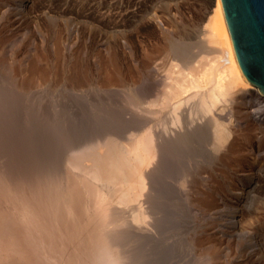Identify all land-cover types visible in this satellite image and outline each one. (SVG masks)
Instances as JSON below:
<instances>
[{
	"label": "bare ground",
	"instance_id": "obj_1",
	"mask_svg": "<svg viewBox=\"0 0 264 264\" xmlns=\"http://www.w3.org/2000/svg\"><path fill=\"white\" fill-rule=\"evenodd\" d=\"M14 1L16 3L18 2V0H14ZM20 1L22 4V7H24V9L30 13H32L31 11L36 8L35 4H34V0H20ZM101 1H103V0H101ZM108 1L109 0H104V2H101V5L103 3L105 5H108ZM114 1H117V3H113ZM123 1L124 0H112V3L114 4V8L115 7L119 8L122 4V6L124 7V10H126L124 12V11H121V9H120L119 11H121L122 13L117 11V12H115L116 14H111V16H113V17H109L114 22L113 24H115V26H117V27H119L121 25L122 21L131 20V17L136 16L133 14L138 12V11L134 12V10H129L128 8L131 6V4H135L139 0H137V1L136 0H127V3H128L127 6L124 4ZM146 1H144V2H146ZM19 5H17V6L19 7ZM144 5H146V4H144ZM85 6H87V5H85ZM99 7L100 6L98 4L95 6L89 5V8H92V10H89V8H86L84 14H86L87 16H90V17H97L99 20H103V18H105V16L107 15L106 14L107 10H106V12H103V10L101 11V10L94 9V8L99 9ZM140 8H142V7H140ZM137 9H138V7H137ZM149 9H151V7ZM154 10H157V9L154 8ZM109 11H110V9H109ZM109 11H108V13H109ZM175 11H176V9H175ZM152 12L154 13L156 11H152ZM152 12H151V14H152ZM87 13H89V14H87ZM155 14H157V15L155 16L154 20L157 21L156 17H159V15L157 12L154 13V15ZM46 15H48V14H46ZM127 15H128V18H127ZM207 15H208V17H207ZM203 17L204 18H202V21L203 20L205 21V19H208L206 24L204 25V28H205L204 34L206 37L205 40H208L209 44H211V45L208 47L206 46V49L203 47L204 49L199 51V53L197 55L193 56L192 58H188L185 61L183 58L184 57L183 56L184 52H182L183 50L181 49L182 50L181 51L180 49H178V47H176V49H175L174 46L172 45L173 46L172 51L175 50V51H173V53H175V54H174V56H172L170 58L172 61L170 60L171 62L169 64V67L165 70V74L162 78L163 81L160 82V85H161L160 88L156 89V92L154 93V95L153 94H151L149 96L144 95V96H146V98H144V100L146 99L144 102L146 105H145V108H143V109H146V110H142V107H144L142 104H141L142 105L141 107L137 108V106H140V105H135L136 107L134 108V106H133L134 104L142 103V100H141L142 98L140 99L141 95L139 96V98L136 96V95H138L139 92L138 93L136 92L137 94L136 93L133 94V90L130 91V92H132L131 95L133 94V96H132L133 98L131 97L132 101H133V105H132V101L130 104L133 106L134 111H138V110H135L136 108L137 109L141 108L142 115L144 113V115H143L144 121H143V123L140 124L141 125L140 127L134 126L135 123L138 124L140 122V121H137V122L135 121V120L139 119V117H137L136 119L134 117V118H131L134 121L131 123V124H133L134 128L130 124V122H131V120H130V122L128 123V126L126 127V128L130 127L129 130L126 128H125L126 130H120V131H116L117 129L114 130V127H115L114 124L121 119H125L126 117H124L123 114H120L118 112L119 111L118 108H116V109L114 107L110 108L109 105L104 106V104H103V106H101L99 104L100 101H98V100L96 101L95 98H94L95 100L94 99L88 100L84 96L81 98L78 97V99H80V100L74 99L75 101H77L79 103L77 106L82 104L81 107H83V109H85V110L86 109L88 110L85 112L86 114H88V115H86L87 117L86 116L81 117L82 115L80 116L77 113V112H79L78 110L73 111L71 108L66 109L67 106L65 108L64 104L66 102H69V101L65 100V103H64V101H57V100L55 101L56 98L54 100H51V97H55V95L58 96V92L55 89L56 87H54L55 86L54 83L50 84V86L48 85L49 90H47L48 88L46 90H47V93H49V95L51 97L48 98L49 100L48 99L45 100L44 98H47V97H46V95L43 96L44 93L42 92L45 89L40 91V92H38L35 89H33V91H32V89H29L30 86H29V88L27 87L28 85L15 87L14 82H13V88H12L13 92H11V93L9 92L10 95L7 93V95H8L7 97L5 96L6 94H4L3 96L6 97V99H4V100L2 99V102H0V111H3L6 113V115H10V116L8 117L5 115L3 117L4 120L3 119H0V120L1 121L6 120L8 122L12 121L13 123H15L16 121H20L21 125H23V127H24V128L22 127L23 128L22 130H24V131L26 130L28 132L30 130V133L27 132V133H25L24 136H22L23 135L22 134L21 135L22 137H20V138L18 137L17 140L15 138H13L15 136L14 133L16 132V130L12 131L11 136L14 135L12 138H13V140H16L18 143V145H15L17 147H15L14 149L20 150V152H21L23 150L26 151L25 149H26V147H28V150H30V152H33V154L40 152L42 155V153L45 152L46 153L45 155H48L47 153L51 154L50 153L52 150L51 144L53 143L52 141H54V143H56V146L58 145V143H60L59 145H61V147H59V148L65 150L61 154H63V153H65V154L60 155L59 158L56 157V155H55V157L53 159L51 158V160L48 162L49 163L48 165L43 164L42 166H40L38 168V164H36L37 163L36 160L40 159V158H37V157L33 158L32 156H30L32 158L29 157L27 160L24 161L21 159L22 158L21 156L23 155V153H22L20 156L21 158L19 160V161H21V160L22 161L17 163V164L15 163L16 165H14V163H13L12 168H9L6 171L3 170L4 172L3 171L1 172L2 166H3L2 160L4 158L0 157V212H2L4 210V208L6 206V201L15 202V200H16L15 194L18 192L19 186L22 182L23 183L31 182V181H34V179L36 177H41V176L50 177L52 179V181L54 182V184L56 182H59L62 185V188L64 189V191H62V192H56L55 190H53L51 193V196H52L53 201H57V200L61 201L60 212H59V215L56 217V222L60 228V231L62 233H64V235L66 236L70 249H79L80 251H83L84 248L88 247L93 240L99 238L101 230H102L103 238L105 240H107L109 246L111 248L118 249V256L122 260L123 264H152L153 261H151L152 256H151V254H149L150 251L148 249L146 251L143 250V246H144L145 242L148 243L147 241H150V238L153 237L155 235V233L158 232L157 228L160 227V226L158 227L159 224L157 225V223H159L158 222L160 219L159 217L161 216V215H159V213H160L159 209L160 208L158 209V205L160 204L161 201L158 202L157 199L159 200L158 190L161 191V190H163L162 188H164V182L163 181H164L165 176L163 178L162 174H164L163 172L166 171L165 166H168V164H170V161H171L170 159L172 157L174 159H177L175 161L179 160L178 165L182 163L183 158L188 153V152L187 153L184 152V149H186L187 147H184V149H183L182 145L185 146L187 144L192 143V139L196 136V131H197V127H198V125H196V124H198V122H199L198 120H200L199 124L204 125V123H206V124L208 123L207 124V126H208V125H210V123H212L211 125H214V127L212 126V129H213L212 138H214L213 139V145L216 149L215 151L223 150L222 155H225V157L230 156L232 154H239V152H241V151H240V149H237L236 142H237V144L240 142L239 141L240 138L237 139V137L239 134L240 135L242 134V133H240V131H242L244 127L241 125L238 127V129H233V127L231 129H229L230 127L225 125L227 123L225 122V124H224V122H223L224 120L223 121L220 120V118L224 117L223 110H225V107H227L226 106L227 102H229L233 98H236V99L238 98L237 96L233 97V94H235L237 92H240L239 94L249 93L251 96L252 95L256 96L257 97L256 99H258L259 96H262V94H260L253 85H251L248 81L244 80V78L240 72V69L238 67V64H237V61L235 58V54L233 51L230 34H229V31H228V28L226 25L224 13H223V8L221 5V0H210L209 1V7H208V9H206V14ZM21 18H23V17H21ZM109 18L107 21L108 23L112 22V21H109L110 20ZM67 19H68V17H67ZM134 21H136V20H134ZM65 29L66 28H64V30ZM70 29L71 28H69L68 30H70ZM123 30H125V29H123ZM92 31H94V30H92ZM69 33H71V32H69ZM21 34H23V33H21ZM63 34H64V32H63ZM68 36H70V35H68ZM72 36H73V34L71 35V37ZM74 36H75V34H74ZM105 36H107V35L105 34ZM13 38H14V36H13ZM92 38H94V37H92ZM105 39H107V38H105ZM5 40H7V37ZM51 41H52V39H51ZM71 41L73 43V39ZM101 42H102L101 39H99V41H97V43H101ZM105 42H106V40H105ZM204 42H206V41H204ZM201 43H203V42H201ZM9 44H10V41H9ZM56 48H57L56 52L60 54L61 51H60L59 46H57ZM4 49H6V48H4ZM154 50H157V48H152V50L149 52L153 53ZM197 50H199V49H197ZM143 51H146V50H143ZM149 52H148V54H149ZM188 53L189 52H187V54ZM148 56H150V54ZM1 57H2V54H1ZM6 57H8V56H6ZM27 57H28V55H27ZM36 57L39 58V56H36ZM10 58H12V57H10ZM180 58H182V59H180ZM21 62H23V61L21 60ZM118 62L119 61L117 60V57L112 53L109 54V57L107 60L102 61V65H101L102 66V69H101L102 76L100 75V72H99L98 75H100L101 77L96 78L95 80L92 79V81H94V83L98 89H101V88L103 89V87H105V86H107L106 87L107 89L108 88L111 89L112 88L111 86H113V85L117 86L120 84L125 85V86L130 85L129 81L125 80V78H127L126 75L128 76L129 80L131 78H132V80H134L133 78L135 77V74L134 73H129V74L126 73V75H125V72L122 71V68H120V64H118ZM2 63L3 62L0 58V71H1L0 72V87L1 88H3L1 85V84H3L2 79H1L2 73H6L5 72L6 70H4V67L6 65H4V67H3V66H1ZM61 63L63 64V62H61ZM6 64H8V63H6ZM54 65H55V63H54ZM41 66L36 65V62H33L30 66V70L33 73V76L35 75L34 87H36V88L40 87V86L44 87V85L47 84V82H49V75H47V74H49V72L45 71L43 69L44 67L42 68ZM70 66L71 67H70V70L68 72L63 71V70H59L58 74H56L57 79L59 78V80H60V78L63 77V80L65 82H66V80H69L72 83L73 87L74 86H82V85L84 86V84L89 80V79H87L88 73L86 72V67L85 66H76L74 64L70 65ZM23 68H25V66ZM52 68H51V71H52ZM7 69H8V67H7ZM60 69H61V67H60ZM19 70H20V68H19ZM97 70H98V68L95 70V72ZM10 73H13V72H10ZM16 75H18V74H16ZM141 78H143V77H141ZM11 80H12V78L8 79V77H6L4 79V82H5L4 86L5 87L3 89L0 88L1 91L2 90L5 91V88L7 87L6 84H9L11 82ZM26 80H30L29 76H27ZM139 80H140V78H139ZM56 81H58V80H56ZM16 85H18V84H16ZM60 86H62V85H59L57 87H60ZM135 86H134V88H135ZM90 87H92V85L89 86V88ZM82 88H84V87H82ZM6 89H9V88L7 87ZM80 89H81V87H80ZM126 89H128V88H126ZM129 89L127 90L128 92H129ZM1 91H0V93H1ZM104 91H107V90H104ZM53 92H55V93H53ZM96 92H98V91H96ZM66 94H68V93H66ZM75 95H77V94H75ZM87 95H88V93H87ZM98 95L99 94H97V98L99 99ZM60 96H64V95L61 94ZM79 96H82V95H79ZM128 96L130 98V95H128ZM144 96L142 95V97H144ZM62 99H63V97H62ZM136 99L137 100L139 99V101L140 100L141 101L138 103H135ZM72 100L73 99H71V101ZM74 100L71 103L75 102ZM45 101L46 102L47 101H50V102L54 101V103L50 104L48 102L47 104H45ZM85 101H87V102H85ZM43 102H44V104H43ZM105 102H107V101L105 100ZM71 103H70V105H72ZM101 103H102V101H101ZM113 104H112V106H113ZM73 105H76V104L74 103ZM125 106L126 105H124V107ZM7 108L11 109V113H9V114L7 113L8 112ZM213 109L214 110L216 109L217 111H214ZM114 110H116V111H114ZM242 110H244V109H242ZM242 110L239 111L240 114L242 112L243 113L246 112V110H245V112ZM73 112H75V113L73 114ZM110 112H112V114ZM140 113L141 112H139V114ZM246 113L248 115V112H246ZM237 115H238V112H237ZM89 116H90V119H91V117L93 118V119H91L92 121H90L93 123V125L90 124V126L92 125L91 127L89 125H87V123H86ZM125 116H126V114H125ZM246 117H248V116H245V118ZM237 118L239 119L240 117L238 116ZM140 119H141V114H140ZM238 119H236V120L238 121ZM70 120L71 121L73 120L75 122H71ZM126 121H127V118H126ZM37 122L38 123L40 122V124H37ZM243 122H244V124H246L247 121L246 122L243 121ZM2 123H4V122H2ZM16 123L18 124V122H16ZM240 123H242V122H240V120H239V124ZM5 124L8 125L7 122H5ZM5 124H4V126H5ZM10 124H12V123H10ZM117 124H118V122H117ZM97 125H100L99 128H97ZM203 125H201V126H203ZM211 125H210V127H211ZM138 126H139V124H138ZM252 126H253V123H252ZM9 127H10V125H9ZM15 127L17 128V126H15ZM124 127H125V124H124ZM255 127H254V129H250V130H253V132H254V130L256 129ZM0 128H1V126H0ZM13 128H14V126H13ZM3 130L1 128L0 131L4 132ZM5 130H6V128H5ZM6 131H8V130H6ZM253 132H252V134H253ZM5 133L6 132H4L3 134H5ZM7 133L9 134V132H7ZM201 133H202V131H201ZM228 133L233 135L232 139H230V140L228 139V137H229ZM17 135H18V132H17ZM200 136H202V135H200ZM0 137H1V134H0ZM200 139H202V138H200ZM2 140L4 141L3 137H2ZM10 141H12V139ZM62 141H64V142H62ZM12 142H14V141H12ZM3 144H5V142ZM48 144H50V145L46 146ZM210 145H211V143H210ZM30 146H32V147H30ZM250 146H252V145H250ZM204 147H207V146H204ZM247 147H244V148H247ZM8 149L10 150V148H8ZM2 151H4V150H1V152ZM58 151H60V150H58ZM12 152H14V151H12ZM10 153H11V151H10ZM9 155H8V157H9ZM24 155H26V154H24ZM13 157H14V155H13ZM15 157H16V155H15ZM17 157L19 158V156H17ZM241 157H242V155H241ZM44 158H46V157H44ZM11 159L12 158L9 159V161H8L9 163H10ZM15 159H13V160H15ZM29 159H31V160H29ZM32 159H35V160H32ZM234 161L235 160L232 159V163ZM5 162H6V160H5ZM5 162H4V164H5ZM11 163H10V165H11ZM40 163H43V160ZM7 166H5V167H7ZM179 166H181V165H179ZM179 166H177V167L179 168ZM170 167L171 166H169V168L168 167L167 168L171 169ZM3 169H4V166H3ZM176 170H178V169H176ZM216 171L213 170L212 168L204 170V172H208L207 176L202 175V173L201 174L197 173L198 174L197 176H194V177L191 176V178H190L191 180H188L187 177L185 176V174L181 175L182 174L181 173L180 174L181 177L179 176L180 179L178 178L181 185L190 186V188H191L190 190H192V192H193L192 194H195V196H196L195 197L197 200L196 204H198V206H200L201 208L202 207L207 208L210 206L209 209H211V205L214 204L213 203L214 199H213L212 195L216 194V193H214L215 192L214 189L217 188V186L213 187V184L210 181H213V183H214V179L211 180V178L216 173ZM240 176H242V175H240ZM240 176L238 174V170L230 171V173L228 172L227 176H225L226 178L224 179V182H223L224 186L226 185L228 187L227 190L232 191L234 194H236V200L237 201H240L242 199V197H243L242 194H244L245 192L249 193L252 190V189H247V186H245V184H244L245 183L244 177H246V176H243V177H240ZM169 177L167 178L168 182H169V179L171 181V178H169ZM192 177H193V179H192ZM217 177H220V176H217ZM252 177H253V174H252L251 178ZM188 178H189V176H188ZM236 178H238V180H240L239 183H232V184L229 183L230 180H232V179L236 180ZM247 179L248 178H246V180ZM218 182H220V179L218 180ZM232 182H235V181H232ZM205 183H207L208 185H206ZM215 184H216V182H215ZM220 188H222V187L220 186ZM220 188H219V190H220ZM239 188H240L241 192H236L239 190ZM67 189L72 190L71 195L66 194ZM208 189L212 190L211 194H209L210 192L208 191ZM224 190H225V188H224ZM220 192H221V190H220ZM161 193H162V191H161ZM233 193L230 195L231 197L229 196L228 198H235L232 196ZM251 193H253V192H251ZM221 195H223V194H221ZM162 196H165V195L163 194ZM159 197L162 198L161 196H159ZM166 199H167V197H166ZM216 200H217V198H216ZM166 204H168V203H166ZM243 204H244V202L241 203L242 206H243ZM170 205H171V203H170ZM16 207H17V210L19 212H22V213L30 210L26 203H16ZM161 207H162V205H161ZM197 208H199V207H197ZM252 219H253V217H252ZM263 222L264 221L261 220L255 226V228L257 226H262ZM232 223H234V222H232ZM227 224H229V223H227ZM220 233H222V232H220ZM83 235L86 236V238L84 240H82L80 238ZM212 239H213L212 236L210 238L209 237L204 238V239H202V242L200 244V248H201L200 254L203 257L208 258V259L211 257L213 258V256H216L215 254L217 253V250L221 248L220 244L217 245V243L215 242L216 240L215 239L212 240ZM175 240H176V238H175ZM162 241H164V240H162ZM166 242H167V240H166ZM217 242L220 243L219 241H217ZM158 243H159V241H158ZM163 243H165V241ZM150 244L152 245V243H150ZM156 249H158V248H156ZM252 249H253V247H252ZM187 251H189V250L187 249ZM150 253L154 254L155 252L151 251ZM156 254H158V253H156ZM188 258H189V256H188ZM198 259H199V257H198ZM225 260H227V259H225ZM189 263H186V264H189ZM157 264H158V262H157ZM196 264H198V263H196ZM222 264H227V263L223 262ZM239 264H245V263L243 261H241V262H239Z\"/></svg>",
	"mask_w": 264,
	"mask_h": 264
},
{
	"label": "rangeland",
	"instance_id": "obj_2",
	"mask_svg": "<svg viewBox=\"0 0 264 264\" xmlns=\"http://www.w3.org/2000/svg\"><path fill=\"white\" fill-rule=\"evenodd\" d=\"M87 1L86 0L85 1L84 0H34V4H35L36 8L31 11L32 13H30V12L26 11L24 9V7H22L20 0H18L19 3L18 2L16 3L14 0H0V10L1 9L3 10V11L2 10L0 11V14H1L0 15V58L3 62L2 63L3 65L1 64V66L4 67V65H6L5 66L6 68L4 67V70H6L5 71L6 73H2V78H1L2 82H3V84H1L2 87L3 88L5 87L4 86L5 85L4 79L6 77H8V79L12 78L11 82L9 84H6V86L9 89H6L7 88L6 87L5 91H3V90L1 91V89H3V88L0 87L1 88L0 89V91H1L0 102H2V99L3 100L6 99V97L8 96L7 93L10 95V93L13 92V90H12L13 82H14L15 87L28 85L27 87L29 88V86H30L29 89H32V91H33V89H35L38 92H40V91L45 89L44 91H42L44 93L43 96L46 95V97H47V98H44L45 100H47L48 98L51 97L49 95V93H47V90H49L50 84L54 83L55 84L54 87H56L55 89L58 92V96L55 95V97H51V100H54L56 98L55 101L56 100L57 101H64V103H65V100L69 101V102H66L64 104L65 108L67 106L66 109L71 108L73 111L74 110L75 111L78 110L79 112L81 111L80 113L77 112L80 116L82 115L81 117L88 115L85 113L88 110L83 109V107H81L82 104L77 106L79 103L75 100L78 99V97L81 98L84 96L88 100L95 98L96 101L97 100L100 101L99 104L101 106H103V104H104V106L109 105L110 108L111 107L112 108L114 107L115 109L118 108V110H119L118 112L120 114H123V116L127 118V121H126V118L117 121L118 124H117V122L114 124V126H115L114 130H116V129H117L116 131L126 130V129L129 130L130 127L129 128H126V127L128 126V123L130 122V120H131L130 124L132 122H134L133 119H131L134 117H135V119L137 117H139V119H137V120L134 119L136 122L140 121L138 123L139 126L136 123H135L136 125L134 124V126L140 127L141 126L140 124L143 123V121H144V119H143L144 113L142 115V110H146V109H143V108H145V105H146L144 103L146 99L144 100V98H146V96H149L151 94L154 95V93L156 92V89L160 88V86H161L160 82L163 81L162 78L165 74V70L169 67L170 62L172 61L170 58L172 56H174V54H175V53H173V51H175V50L172 51L173 46L175 49H176V47H178V49L183 50V51L182 50L181 51L184 52L183 58L185 61L186 59L192 58L193 56L197 55L199 53V51H201L202 49H204V48L206 49V46L208 47L211 45V44H209L208 40H205L206 37L204 34L205 33L204 25L206 24L208 19H205V21L204 20L202 21V18H204L203 16L206 14V9H208V7H209V1L210 0H196L197 2L195 0H147V1L141 0L142 2L140 0L139 1L136 0L137 2L135 4H131V6H130L131 8L130 7L128 8L129 10H134V12L138 11L135 14H133L136 16L131 17V20L122 21L121 25L119 27L115 26V24H113L114 22L109 17H113V16H111V14H116L115 12H117V11L120 13H122L121 11L125 12L126 10H124V7L122 6V4L119 8H116V7L114 8L113 3H117V1H114L112 3V0H109L111 3L108 1V5H105L104 3L101 5V2H104V0L103 1H101V0H87ZM144 1H146L147 3ZM123 2L127 6V4H128L127 0H124ZM143 3L146 4L147 6L144 5ZM97 4L100 6L99 9H97V8H94V9L101 10V11L103 10V12H106V10H107L106 14L108 16L107 15L106 16L110 19L109 21H112V22L108 23L107 22L108 18L106 16H105V18H103V20H99L97 17H90V16H87L86 14H84L85 9L89 8V5L95 6ZM17 5H19L20 8ZM85 5H87V6H85ZM137 7H138V9H137ZM140 7H142V8H140ZM150 7H151V9H149ZM154 8L157 10H154ZM109 9L111 12L109 11ZM120 9H121V11H119ZM175 9H176V11H175ZM89 10H92V8H89ZM108 11L110 14L108 13ZM150 11L151 12L156 11L158 13L159 17H156L157 21L154 20L155 16L157 15V14L154 15V13H156V12H154V13L152 12V14H151ZM46 14H48V15H46ZM87 14H89V13H87ZM21 17H23V18H21ZM67 17H68V19H67ZM207 17H208V15H207ZM127 18H128V15H127ZM134 20H136V21H134ZM64 28H66V29L64 30ZM69 28H71V29L68 30ZM123 29H125V30H123ZM92 30H94V31H92ZM63 32H64V34H63ZM69 32H71V33H69ZM21 33H23V34H21ZM104 33L107 36H105ZM67 34L70 36H68ZM72 34H73V36L75 34V36L71 37ZM13 36H14V38H13ZM6 37H7V40H5ZM92 37H94V38H92ZM105 38H107V39H105ZM51 39H52V41H51ZM72 39H73V43L71 41ZM99 39L102 40L101 43H97V41H99ZM105 40H106V42H105ZM203 40L206 42H204ZM9 41H10V44H9ZM201 42H203L204 44ZM105 45L106 46L108 45V46L106 47ZM57 46H59V48H60V51H61L60 54L56 52ZM4 48H6V49H4ZM152 48H157V50H154L153 53H150L149 51H151ZM142 49L146 50V51H143ZM197 49H199V50H197ZM186 51L189 52L190 54L189 53L187 54ZM148 52H149L150 56H148L149 55ZM110 53L114 54L117 57V60L119 61L118 64H120V68H122V71L125 72V75H126V73H128V74L134 73L135 74V77L133 78L135 81L132 80V78L130 79L131 80L130 81L128 76L126 75L127 78H125V80L129 81L130 85H127V86L122 85V84L117 85V86L113 85V86H111L112 87L111 89L110 88L107 89L106 88L107 86H105V87H103V89L101 88L102 89L101 90V89H98L96 87V85H95L94 81H92V79L95 80L96 78H100L102 76V72H101L102 61L107 60ZM1 54H2V57H1ZM27 55H28V57H27ZM6 56H8V57H6ZM36 56H39V58ZM10 57H12V58H10ZM180 59H182V58H180ZM21 60L23 62H21ZM33 62H36V65H39V66L42 65L41 67L42 68L44 67L43 69L45 71L49 72V74H47V75H49V82H47V84H45L44 87L43 86H40L37 88L34 87L35 75L33 76V73L30 70V66ZM61 62H63V64ZM6 63H8V64H6ZM54 63H55V65H54ZM73 64L76 66H85L86 67V72L88 73L87 79H89V80L84 84V86L81 84L82 86H74L73 87L72 83L69 80H66V82H65L63 80V77L60 78V80H59V78L57 79L56 74H58L59 70H63V71L68 72L70 70V67H71L70 65H73ZM24 66H25V68H23ZM7 67H8V69H7ZM60 67H61V69H60ZM94 67L96 69L98 68V70L96 72H95L96 69ZM19 68H20V70H19ZM51 68H52V71H51ZM9 71L13 72V73H10ZM99 72H100L101 76L98 75ZM16 74H18V75H16ZM27 76H29L30 80H26ZM141 77H143V78H141ZM139 78H140V80H139ZM56 80H58V81H56ZM16 84H18V85H16ZM56 85L57 86L62 85V86L57 87ZM91 85H92V87L89 88V86H91ZM134 86H135V88H134ZM80 87H81V89H80ZM82 87H84V88H82ZM126 88H128V89L130 88L129 92L127 91L128 89H126ZM104 90H107V91H104ZM132 90H133V94H135L136 92L140 93V94L138 93V95H136V96L139 98V96L141 95L140 99L142 98L141 99L142 103H138L141 100L139 101V99L138 100L136 99V102L135 101L134 102L138 103V104L133 105V101H132L133 94L131 95L132 92H130ZM96 91H98V92H96ZM55 92H53V93H55ZM66 93H68V94H66ZM87 93H88V95H87ZM96 93L99 94L98 95L99 99L97 98ZM239 93L240 92L233 94V97L237 96L238 98L237 99L233 98L229 102H227V104H226L227 107H225V110H223L224 117L220 118V120H222V121L224 120L223 121L224 124H225V122L227 123L225 125L230 127L229 129H231L232 127H233V129H238V127L241 125L245 128V129L243 128V130L240 131V133H242V134L241 135L239 134L237 137V139L240 138V140H239L240 142L238 141L240 144L239 143L237 144V142H236L237 149H240V151H241V152H239V154H232L230 156H227L228 157L227 158V157H225V155H222L223 150H221V151L217 150L218 152L215 151L216 149L213 145V139L214 138H212V135H213L212 126L214 127V125H211L212 123H210L211 127H210V125H208L209 126L208 127L207 126L208 123L207 124L204 123V125L199 124L200 120H198L199 122H198V124H196V125H198L197 131H196V136L192 139V143L194 145L192 143L187 144L185 146L182 145L183 149H184V147L188 148V149L187 148L184 149V152L185 153L188 152V153L183 158L182 163L179 164L181 166L178 165L179 160L175 161L177 159H174L173 157L170 159L171 160L170 164H168V166H165L166 171L163 172L164 174H162L163 178L165 176L164 181H163L164 182V188H162L163 190H161L165 196H162L163 194L159 190H158L159 195L157 194L158 198H159V200L157 199V201L158 202L161 201L160 204L162 205V207L160 204L158 205V209L160 208L159 209V211H160L159 215H161V216L159 217L160 219H159V221H158L159 223H157V225L159 224L158 227L159 226L160 227L157 228L158 232L155 233V235H154L155 237L152 235L154 238L151 237L150 241H147L148 243L145 242V244L143 246V250L146 251L148 249L150 252L151 251L155 252L153 254V253H150L148 251L149 254H151V256H152L151 257V261H153L152 264L153 263L157 264V262H158V264H184V263L186 264L189 262H190L189 264H194V263L195 264L196 263H198V264H222L223 262H225L227 264H239V262H241V261H243L245 264H264V226H263L264 222H263L262 226H257L255 228V226L261 220L264 221V95L259 96L258 99H256L257 98L256 96L252 95L253 96L252 97L249 93H245V94H242V93L239 94ZM4 94H6L5 95L6 97L3 96ZM59 94L60 95L62 94L64 96H60ZM75 94H77V95H75ZM79 95H82V96H79ZM128 95H130V98ZM142 95L143 96L146 95V96L142 97ZM62 97H63V99H62ZM70 98L73 100L75 99L74 100L75 102L71 103L73 100L71 101ZM78 100H80V99H78ZM105 100L107 102H105ZM87 101H85V102H87ZM101 101H102V103H101ZM131 101H132V105L134 106V108L136 107L135 105H140V106H137V108L141 107L142 105L144 107H142V110H141V108L140 109L136 108L135 110H138V111H134L133 106L130 104ZM48 102L50 104L54 103V101H51V102L45 101V104H47ZM70 103L72 105H70ZM74 103L76 105H73ZM43 104H44V102H43ZM112 104H113V106H112ZM124 105H126V106L124 107ZM7 109H8L7 113L8 114L11 113V109H9V108H7ZM242 109H244V110H242ZM240 110H242L244 112L246 110V112H248V115L246 112H245L246 114L243 112L240 114L239 113ZM114 111H116V110H114ZM214 111H217V110L215 109ZM139 112H141L140 114H141L142 120L140 119ZM237 112H238V115H237ZM74 113L75 112H73V114ZM110 113L112 114V112H110ZM125 114H126V116H125ZM5 115H6L5 112L0 111V119H3V117ZM6 116L9 117L10 115H6ZM238 116L240 117L239 119L237 118ZM245 116H248V117L245 118ZM91 119H93V118L91 117ZM91 119L89 116L88 120L86 121L87 125H89V126H90V124L93 125V123L90 122V121H92ZM236 119H238V121ZM3 120L2 121L0 120V122H1L0 126H1L2 130L4 129L3 130L4 132H6V133L9 132V134L8 133L3 134L4 132L0 131V134H1V137H0V148H1L0 149V157L4 158L2 160L3 161L2 164L4 166V169L2 166L1 172L3 170L6 171L9 168H12L13 163H14V165H16L17 163L21 162L22 160H24V161L27 160L30 156H32L33 158L34 157L40 158V159H37L38 161L36 160V162H37L36 164H38V168H39L43 164L48 165L49 164L48 162L51 160V158L53 159L55 157V155H56V157L59 158L60 155L65 154V153L61 154L65 150L59 148V147H61V145H59L60 143H58V145L56 146V143H54V141H52V140L51 141L53 143L51 144V149H52L50 152L51 154L47 153L48 155H45L46 154L45 152H43L42 155L40 152L33 154V152H30V150H28V147H26V149H25L26 151L23 150L20 152V150H17V149L15 150L14 148L17 147L15 145H18V143L16 141L17 138L24 136L25 133H27L28 131L25 130L26 131L25 132L24 130H22L24 127H23V125H21L20 121H16V122H18V124H19L18 125L16 122L13 123L12 121L8 122L6 120L5 121H3ZM239 120L243 124H244L243 121H245V122L247 121V122H246V124L243 125L242 123L239 124ZM2 122H4V123H2ZM5 122H7L8 125H6ZM71 122H75V121L72 120ZM10 123H12V124H10ZM252 123H253V126H252ZM4 124H5V126H4ZM37 124H40V122L39 123L37 122ZM124 124H125V127H124ZM9 125H10V127H9ZM100 125H97V128H99ZM131 125L134 128L133 124H131ZM201 125H203V126H201ZM13 126H14V128H13ZM15 126H17V128ZM254 127L256 129L253 132V130H250V129H254ZM1 128H0V130H1ZM5 128L8 131H6ZM13 130L14 131L16 130V132L14 133L15 136L13 135L14 137L11 136V133ZM201 131H202V133H201ZM17 132H18V135H17ZM252 132H253V134H252ZM28 133H30V130ZM230 133H228L229 134V137H228L229 140L232 139V137H233V135H231L232 133L231 134ZM200 135H202V136H200ZM2 137H3L4 141L2 140ZM12 137L15 138L16 140H13ZM200 138H202V139H200ZM11 139L14 142L10 141ZM4 142H5V144H3ZM62 142H64V141H62ZM209 142L211 143V145ZM249 144L252 146H250ZM49 145L50 144H48L46 146H49ZM204 146H207V147H204ZM30 147H32V146H30ZM244 147H247V148H244ZM8 148H10V150ZM5 149L6 150L8 149V150L6 151ZM1 150H4V151H2L3 153L1 152ZM58 150H60V151H58ZM10 151H11V153H10ZM12 151H14V152H12ZM22 153H23V155L21 156ZM24 154H26L27 156ZM4 155L5 156L7 155V156L5 157ZM8 155H9V157H8ZM13 155H14V157H13ZM15 155H16V157H15ZM241 155H242V157H241ZM17 156H19V158ZM32 157H30V158H32ZM44 157H46V158H44ZM10 158H12L11 159L12 161L10 160V163L12 162L11 165L8 162ZM20 158L22 159L21 161H19ZM13 159H15V160H13ZM232 159L235 160L233 163H232ZM5 160H6V162H5ZM29 160H31V159H29ZM32 160H35V159H32ZM42 160H43V163H40V162H42ZM4 162L6 165L4 164ZM5 166H7V167H5ZM169 166H171L170 167L171 169H168ZM177 166H179L180 169ZM210 168H212L215 171L218 169L216 171V173L211 178V180L214 179V183H213V181L209 180L210 182H212L213 187L217 186V188L214 189L215 190L214 193H216V194L212 195L213 199H214V201H213L214 204L211 205V209H209L210 206L207 208H203V207L201 208L200 206H198V204H196V202H197V200L195 198L196 196H195V194H192L193 192H192V190H190L191 189L190 186H183L180 184V181H179V179H180L179 176L181 177V175H184V174L188 180H191L190 179L191 176L194 177V176H197L198 174H201V173H202V175L207 176L208 172H204V170H207ZM176 169H178V170H176ZM233 170H238L239 176L242 175L240 177L246 176V177H244L245 178L244 184H245V186H247V189H252L249 193L245 192L244 194H242L243 197L240 201H237L236 200V194H234L232 191L227 190L228 187L226 185L224 186V184H223L224 179L226 178L225 176H227L228 172L230 173V171H233ZM252 174H253V177L251 178ZM188 176H189V178H188ZM217 176H220V177H217ZM168 177L171 178V181L169 179V182L167 179ZM193 177H192V179H193ZM238 178H236V180H234V179L230 180L229 183L230 184L239 183L240 180H238ZM246 178H248V179L246 180ZM219 179H220V182H218ZM232 181H235V182H232ZM215 182H216V184H215ZM217 183L218 184L220 183V184L218 185ZM205 184L208 185L207 183H205ZM220 186L222 188H220ZM219 188H220L221 192H220ZM224 188H225V190H224ZM239 190H240V188H239ZM239 190L236 192H241V190L240 191ZM208 191L210 192L209 194L212 193L211 189H208ZM231 192L233 193L232 196L235 198H228L232 194ZM251 192H253V193H251ZM221 194H223V195H221ZM159 196H161L162 198H160ZM166 197H167V199H166ZM216 198H217V200H216ZM243 202H244V204L242 206L241 203H243ZM166 203H168L169 205ZM170 203H171V205H170ZM197 207H199V208H197ZM252 217H253V219H252ZM232 222H234V223H232ZM227 223H229V224H227ZM220 232H222V233H220ZM211 236L213 239L216 240V241L215 240L214 241L217 243V245L220 244L221 248L219 247L220 249L217 250V253L215 254L216 256H213V258L211 257L208 259V258L203 257L200 254V252H201L200 244L202 242V239L208 238V237L210 238ZM80 238L82 240H84L86 238V236L83 235ZM175 238H176V240H175ZM161 239L164 240L165 243H163L164 241H162ZM166 240L168 243L166 242ZM158 241H159V243H158ZM217 241H219L220 243H218ZM149 242L152 243V245ZM252 247H253V249H252ZM156 248H158V249H156ZM187 249L189 251H187ZM156 253H158V254H156ZM188 256H189V258H188ZM198 257H199V259H198ZM225 259H227V260H225Z\"/></svg>",
	"mask_w": 264,
	"mask_h": 264
},
{
	"label": "clouds",
	"instance_id": "obj_3",
	"mask_svg": "<svg viewBox=\"0 0 264 264\" xmlns=\"http://www.w3.org/2000/svg\"><path fill=\"white\" fill-rule=\"evenodd\" d=\"M53 190L64 191L50 177H36L20 184L15 202L6 201L0 212V264H123L102 230L83 251L70 249L56 222L61 201H53ZM16 203H26L30 210L19 212Z\"/></svg>",
	"mask_w": 264,
	"mask_h": 264
},
{
	"label": "water",
	"instance_id": "obj_4",
	"mask_svg": "<svg viewBox=\"0 0 264 264\" xmlns=\"http://www.w3.org/2000/svg\"><path fill=\"white\" fill-rule=\"evenodd\" d=\"M244 80L264 95V0H221Z\"/></svg>",
	"mask_w": 264,
	"mask_h": 264
}]
</instances>
